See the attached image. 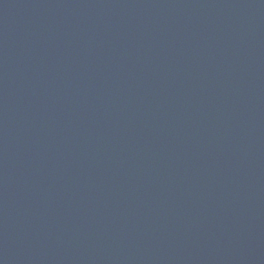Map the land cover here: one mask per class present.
<instances>
[{
  "label": "water",
  "instance_id": "1",
  "mask_svg": "<svg viewBox=\"0 0 264 264\" xmlns=\"http://www.w3.org/2000/svg\"><path fill=\"white\" fill-rule=\"evenodd\" d=\"M0 264H264V0H0Z\"/></svg>",
  "mask_w": 264,
  "mask_h": 264
}]
</instances>
